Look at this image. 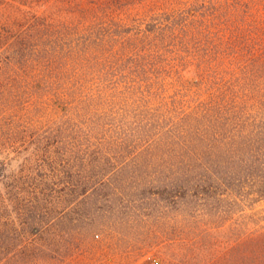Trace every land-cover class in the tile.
Segmentation results:
<instances>
[{"label": "trees", "instance_id": "trees-1", "mask_svg": "<svg viewBox=\"0 0 264 264\" xmlns=\"http://www.w3.org/2000/svg\"><path fill=\"white\" fill-rule=\"evenodd\" d=\"M3 3L0 208L22 214L3 231L57 244L43 230L83 209L122 254L197 206L241 227L220 264L264 261V0Z\"/></svg>", "mask_w": 264, "mask_h": 264}, {"label": "rangeland", "instance_id": "rangeland-1", "mask_svg": "<svg viewBox=\"0 0 264 264\" xmlns=\"http://www.w3.org/2000/svg\"><path fill=\"white\" fill-rule=\"evenodd\" d=\"M5 5L6 3H3L0 9V26L6 29L8 26L3 8ZM12 13L16 16L15 11ZM6 31L0 27V32ZM0 104L1 118L6 107L1 100ZM1 123L3 122L0 120V130ZM2 172L1 163L0 188H3L4 184H11L7 179L2 182ZM14 203L0 208V264H220L231 257L232 249L239 253L238 247H234V242L235 237L240 234V225L231 232L228 228L229 222H226L215 232L216 230L211 229L210 215L197 206L188 211L179 210L174 212V215L167 213L157 222L152 219L146 223L142 233L135 232V239V234L131 232L123 240L122 254L118 252L119 247L111 229L97 225L86 226L84 210L75 212L69 209L64 213L63 225L46 228L41 234L42 237L53 239L62 235V240L57 244H39L38 247L34 246L27 251L22 246L24 243L20 228L11 232L3 231L5 228H12L14 221L19 222L22 216ZM238 214L236 213V216ZM96 233L98 236H95ZM231 241H234L233 245ZM133 243L138 247H148L143 252H135L131 246ZM259 264H264V261Z\"/></svg>", "mask_w": 264, "mask_h": 264}, {"label": "built area", "instance_id": "built-area-1", "mask_svg": "<svg viewBox=\"0 0 264 264\" xmlns=\"http://www.w3.org/2000/svg\"><path fill=\"white\" fill-rule=\"evenodd\" d=\"M158 262H156V264H157Z\"/></svg>", "mask_w": 264, "mask_h": 264}]
</instances>
